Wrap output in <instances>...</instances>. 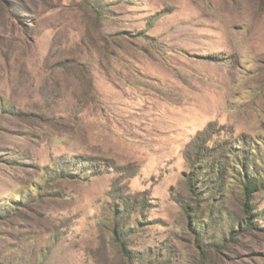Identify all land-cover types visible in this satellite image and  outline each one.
<instances>
[{"label": "rangeland", "instance_id": "rangeland-1", "mask_svg": "<svg viewBox=\"0 0 264 264\" xmlns=\"http://www.w3.org/2000/svg\"><path fill=\"white\" fill-rule=\"evenodd\" d=\"M0 264H264V0H0Z\"/></svg>", "mask_w": 264, "mask_h": 264}, {"label": "trees", "instance_id": "trees-1", "mask_svg": "<svg viewBox=\"0 0 264 264\" xmlns=\"http://www.w3.org/2000/svg\"><path fill=\"white\" fill-rule=\"evenodd\" d=\"M194 143H196V141ZM86 162H85V164H86ZM211 165H212L211 166L212 169H216L215 173L218 175V177H220V174H221L220 165L219 164L216 166L213 164H211ZM87 168H90L91 170H99V169H96L98 167H96V165H93V164L87 165ZM99 168H101V167L99 166ZM259 174L260 173L246 171V174L243 176L242 196L244 198L243 212L245 215L251 214V207L249 206L248 203L252 197V194L260 186L261 177H259ZM261 176H262V174H261Z\"/></svg>", "mask_w": 264, "mask_h": 264}]
</instances>
